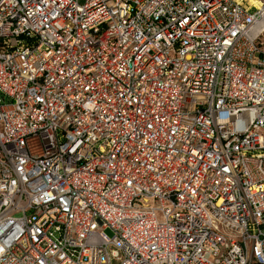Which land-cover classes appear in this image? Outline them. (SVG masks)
Returning <instances> with one entry per match:
<instances>
[{
    "label": "built area",
    "instance_id": "built-area-1",
    "mask_svg": "<svg viewBox=\"0 0 264 264\" xmlns=\"http://www.w3.org/2000/svg\"><path fill=\"white\" fill-rule=\"evenodd\" d=\"M263 38L264 0H0V264H264Z\"/></svg>",
    "mask_w": 264,
    "mask_h": 264
},
{
    "label": "rangeland",
    "instance_id": "rangeland-1",
    "mask_svg": "<svg viewBox=\"0 0 264 264\" xmlns=\"http://www.w3.org/2000/svg\"><path fill=\"white\" fill-rule=\"evenodd\" d=\"M264 41V38L262 39ZM109 233L108 234H111L112 232L108 231Z\"/></svg>",
    "mask_w": 264,
    "mask_h": 264
}]
</instances>
